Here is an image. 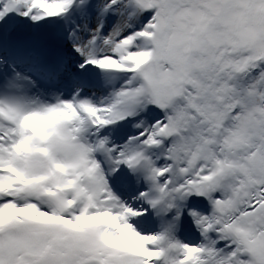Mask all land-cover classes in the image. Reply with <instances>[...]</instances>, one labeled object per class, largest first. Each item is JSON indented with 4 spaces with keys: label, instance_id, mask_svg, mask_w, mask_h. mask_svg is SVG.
I'll return each mask as SVG.
<instances>
[{
    "label": "snow or ice",
    "instance_id": "1",
    "mask_svg": "<svg viewBox=\"0 0 264 264\" xmlns=\"http://www.w3.org/2000/svg\"><path fill=\"white\" fill-rule=\"evenodd\" d=\"M0 264H264V0H0Z\"/></svg>",
    "mask_w": 264,
    "mask_h": 264
}]
</instances>
